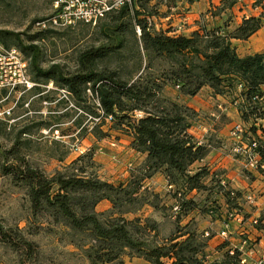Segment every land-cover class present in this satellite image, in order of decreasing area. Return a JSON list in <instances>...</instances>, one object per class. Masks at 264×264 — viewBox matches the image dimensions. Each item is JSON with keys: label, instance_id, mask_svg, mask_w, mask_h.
<instances>
[{"label": "rangeland", "instance_id": "obj_1", "mask_svg": "<svg viewBox=\"0 0 264 264\" xmlns=\"http://www.w3.org/2000/svg\"><path fill=\"white\" fill-rule=\"evenodd\" d=\"M56 1L0 0V44L6 49H15L22 55L27 62V74L36 84L30 93L24 95L25 99L22 101L11 96L2 104L4 108L19 101L10 118L5 121L0 120V225L5 229L18 228L29 241L38 245L39 254L36 264H90L87 259V248H84L88 247V242L85 241L84 246L77 249L70 244L71 236L64 228L53 226L48 220L40 217H32L25 190L12 183L10 177L2 172L3 166L28 164L38 168L49 178L56 173L70 175L76 170L78 173L84 172L80 175L88 178L99 177L115 185L126 182L135 184L141 178L139 167L129 168L117 161V151H120L125 143V140H122L123 143L117 141V131L131 138L134 117H140L142 113L141 115L139 111L127 114L116 113L114 124H106L101 129L96 126L97 122L95 123L93 119L94 114L98 113V99L91 88H82L81 97L77 99L60 81L61 78L76 74L79 67L78 57L81 53L103 45L117 47V38H119L122 46L98 61L96 70L112 72L118 79L129 84L141 81L152 88L157 93V98L147 101L148 109L165 101H172L189 108L194 112L189 117L190 134L204 144L207 143L211 130L219 132L223 126L231 122L233 124L229 133L238 126L245 132L244 138L259 143L263 141L252 132V128L259 125V121L250 119L244 123L240 113L237 116L240 118L238 122L228 116L229 106L237 110V105L242 103L239 98V88L222 96H215L209 88H204L198 94L201 108L190 107L187 103L178 101L180 87L168 80L172 63L157 57L154 52L146 53L143 50L140 29L137 26L138 20L148 18L150 22L147 23L153 35L165 33L168 36H176L169 35L174 28L164 22L163 18L177 12L187 14L189 11L187 5L200 0H154L149 3L142 1L138 5L132 4L129 8L131 9L129 16L123 18H118L119 13L114 11L107 14L95 26L77 25L63 30L38 31L35 23L52 15ZM230 2L220 0L224 7ZM174 8L176 10H173ZM135 11H138L139 16L133 19ZM206 14L207 11L203 12V17ZM121 25H124V29L117 33V27ZM205 25L207 24L203 23L199 28ZM31 47L37 49L32 52ZM35 65L43 72H55L53 75L55 79L50 80L37 75L33 70ZM201 133L205 134L203 140ZM209 143L214 144L212 137ZM112 144L114 147L111 146ZM237 146L235 141L230 149L234 150ZM233 150L232 159L242 165L237 171L239 177L249 176L244 171L245 160L237 156ZM219 177L218 172L208 175L204 179L205 190L200 192L186 193L184 185H178L177 189L183 190L181 193L184 201L194 203L182 209L179 202L173 200L176 189L168 188L156 192L160 198L153 199L151 193L154 194V190L151 186H147L148 193L140 192L138 199L148 204H143L142 207L123 204L125 209L131 208L133 211L124 215V218L127 221L139 220V227L155 225V232L146 229L145 233L137 236L146 239L149 243H161L179 231L182 234L194 235L197 237L195 243L201 245L204 239L198 237L200 227H206L211 235L214 231L219 232V226L215 225L211 230L209 225L215 222L221 223L226 211L231 210L232 213L243 211L241 207L243 200L220 198L217 193ZM222 186L232 190L225 184ZM170 205L177 208L173 209ZM169 206L171 211H168ZM180 211L189 212V217L180 219L178 216ZM96 213L103 214L104 218L118 217L119 209L113 210L112 203L103 200L97 205ZM252 219L256 217L249 218L248 225L258 232H264L262 220L260 219L255 227L251 224ZM226 220L232 219L226 216ZM242 234L247 235L244 240L249 241L248 250L252 251L255 241L253 242L245 231ZM224 244L215 247L220 253L215 259L209 261L207 258L210 264L222 261L223 251L220 248ZM121 261L122 264H148L140 258L123 257ZM17 262V255L0 241V264H17Z\"/></svg>", "mask_w": 264, "mask_h": 264}, {"label": "trees", "instance_id": "obj_2", "mask_svg": "<svg viewBox=\"0 0 264 264\" xmlns=\"http://www.w3.org/2000/svg\"><path fill=\"white\" fill-rule=\"evenodd\" d=\"M142 1L149 3L154 0H132V4L138 5ZM225 1L231 2L228 6H223V9L231 8L238 0ZM131 6L126 5L116 11L119 13L118 18L129 16ZM137 16L139 13L135 11L132 18L136 19ZM148 20L146 18L137 21L143 50L146 53L154 52L157 57L172 63L168 80L180 87L179 95L194 98L202 89L209 88L213 95L222 96L239 88L242 103L237 105V111L241 120L244 123L250 119L255 122L264 120V53L241 58L231 43L232 40L247 41L262 28L264 7L259 17L243 19L241 25L233 31L227 32L222 27H201L189 37L168 36L165 33L153 35L150 33ZM123 29L124 25L117 27V33ZM121 46L122 41L117 38V47L103 45L86 50L78 57L79 67L76 74L61 78L60 81L77 99L81 97L82 88H91L98 99V110L103 112V115L95 113L93 117L94 122H97L96 126L101 129L106 124H114L116 113H142L140 117H134L130 148L135 153L144 155L145 159L135 166L132 162L124 163L117 153V161L121 164L129 168L139 167L141 178L138 183L115 185L99 177L88 178L80 175L84 172L78 173L77 170L70 175L56 173L49 178L38 168L28 164L3 166L2 172L10 177L12 183L25 190L32 217H40L53 226L64 228L71 236L70 244L77 249L88 242V247L84 248H87L90 264H122L123 257L140 258L148 264H210L206 255L209 237H205L203 233L198 232V237L204 239L201 245L195 243L197 237L194 235L179 231L161 243H149L137 236L145 233L146 229L155 232V225L139 227V220L127 221L124 218V215L133 211L131 208L125 209L123 204L139 207L148 204L142 203L138 197L142 191L148 193L145 183L154 175L160 174L168 188L176 189L173 200L179 202L182 209L194 203L184 201L181 193L183 190L177 189L178 185H184L186 193L200 192L205 190L204 179L213 174L207 167H195L207 157L212 145L208 142L201 143L190 134L189 117L191 113L194 114L192 110L172 101H165L164 105L157 104L148 109L147 101L157 98V93L152 88L141 81L129 84L118 79L112 72L96 70L98 61ZM36 49L37 47L30 48L32 52ZM34 67L37 75L55 79V72H43L36 65ZM23 99L24 96L19 101ZM108 116H112L111 123L105 121ZM252 132L256 135L261 132L264 135V127L255 125ZM243 134L244 142L251 145L253 141L244 138ZM256 143L258 147L255 152L259 156L260 164L264 165V142ZM255 171L263 173L261 168ZM217 182V193L221 199L241 201L245 198L223 187L219 179ZM151 195L153 199L160 198L155 191ZM103 200L110 201L113 210L119 209L118 217L104 218L103 214L96 213L97 205ZM170 206L168 211H171ZM239 213L245 217L243 211ZM188 214L189 212L180 211L178 216L184 219L189 217ZM231 214L230 210L226 216ZM227 223L225 220L223 226ZM0 241L17 255V264H36L38 245L29 241L18 228L5 229L0 225ZM220 249L224 250L223 259L214 264H243L242 253L238 247L228 248L225 243Z\"/></svg>", "mask_w": 264, "mask_h": 264}, {"label": "crops", "instance_id": "obj_3", "mask_svg": "<svg viewBox=\"0 0 264 264\" xmlns=\"http://www.w3.org/2000/svg\"><path fill=\"white\" fill-rule=\"evenodd\" d=\"M262 7H264V0H238L231 8L225 9H223L220 0H200L192 5H187V10L189 9L187 14L179 12L170 14L163 18V21L174 28L169 35H182L188 37L194 31H197L199 25L203 23L207 24L205 25L207 28L222 27L223 30L230 32L241 25L243 19L259 17L262 14ZM173 10H176V8ZM206 11L208 14L203 17L202 13ZM231 43L237 55L241 58L264 53V23L262 28L247 41L232 40ZM199 98L198 95L194 98H186L181 95L177 97L179 102L187 103L188 106H192L196 109L201 108V101H199ZM227 109L230 111L228 116L232 118V120L235 119L238 122L240 118L237 117L238 112L236 108L229 106ZM232 124L231 122L229 125L223 126L219 132L211 130L212 134L210 133L208 138L211 139L212 137L214 144H210L212 146H210L209 154L204 160L196 164L195 167H207L212 174L218 172L220 174L219 180L221 181V185L225 184L232 189V191L242 195V197L247 194L254 195L257 198V206L253 207L244 201V198L242 199L243 201L241 202H243V204L241 207L245 214V223L238 224L234 220L228 221L230 223V231L227 237H221L219 235L222 231L224 221L226 220L227 211L223 217L221 216L223 219L221 223L215 222V224L212 223L209 225L211 230H213V226L218 225L219 232L214 231V233L210 235L209 231L205 229L206 227H200L199 232L203 233L205 237H209L206 249V255L209 261L215 259V256L220 254L215 247L219 244L227 243L229 245L228 248H243L245 251L243 259L247 264H252L261 259L264 260V232H258L248 225L249 218L256 217L262 220V227L264 228V172L259 173L250 171L242 167L249 176L239 177L237 171L242 165L239 161L237 162L231 157L233 149L231 150L230 148L232 143L235 142L229 133ZM259 125L264 127V120L259 121ZM257 135L260 140L264 142V135H262L261 132H258ZM204 136L205 134L203 135V133H201L202 140L205 139ZM209 139L206 142L209 143ZM122 140H125V143H123ZM117 141L123 143L120 151H117V153L124 163L132 162L137 166L143 162L145 156L135 153L130 148L131 139L129 137L117 132ZM146 183V186H151L155 192H162L168 189L164 177L160 174L154 175L150 180H147ZM244 231L246 234L248 233L250 235V239H252L253 242L255 241L252 251L247 250L242 245L243 240L247 238V235L245 236L242 234Z\"/></svg>", "mask_w": 264, "mask_h": 264}, {"label": "built area", "instance_id": "obj_4", "mask_svg": "<svg viewBox=\"0 0 264 264\" xmlns=\"http://www.w3.org/2000/svg\"><path fill=\"white\" fill-rule=\"evenodd\" d=\"M126 5L131 6L132 0H57L54 3L52 15L37 21L35 28L38 31L45 32L69 29L77 25L95 26L107 14L118 11ZM35 87L36 84L30 80L27 74V62L22 55L17 50L6 49L0 44V95L2 96L0 99V120L9 119L17 104L16 102L3 108V103L7 102L11 96L20 99L30 93ZM98 113L103 115L101 110H98ZM105 121L111 123L112 116L106 117ZM243 133V129L238 126L231 130L230 136L238 144L233 150L234 153L245 160V169L255 171L261 168L264 170V165L260 164L259 156L255 152L258 147L256 141H253L251 145H247L243 142ZM111 146L114 147V144ZM244 199L249 205L257 206V198L254 195L247 194ZM229 218L238 224H243L245 221V217L236 211ZM259 220L260 218L252 219L251 224L256 227ZM229 230L230 223L228 222L223 226L222 231L219 233L220 236L227 237ZM248 244L250 245L247 239L243 240L242 245L247 250L249 248ZM239 251L243 257L245 252L243 248H239ZM242 263L247 264L243 258ZM252 264H264V260L261 259Z\"/></svg>", "mask_w": 264, "mask_h": 264}]
</instances>
